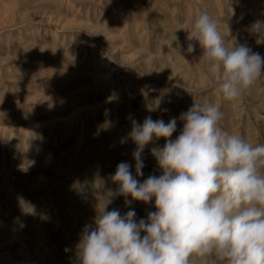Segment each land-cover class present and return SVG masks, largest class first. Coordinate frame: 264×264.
<instances>
[{"label":"rangeland","instance_id":"rangeland-1","mask_svg":"<svg viewBox=\"0 0 264 264\" xmlns=\"http://www.w3.org/2000/svg\"><path fill=\"white\" fill-rule=\"evenodd\" d=\"M202 12L226 46L264 56L248 30L264 0H0V264H75L106 200L137 221L156 210L113 195L120 162L135 176L129 117L177 118L174 140L194 101L215 104L223 131L264 144V77L225 100L220 69L198 41L187 50ZM164 144L146 146L141 183L161 174L150 149Z\"/></svg>","mask_w":264,"mask_h":264},{"label":"clouds","instance_id":"clouds-1","mask_svg":"<svg viewBox=\"0 0 264 264\" xmlns=\"http://www.w3.org/2000/svg\"><path fill=\"white\" fill-rule=\"evenodd\" d=\"M248 30L264 44V21ZM188 40L189 53L195 51L191 41H198L220 69L217 91L225 100L240 98L264 77V56L246 44L226 46L207 12L198 15ZM222 118L217 105L194 101L181 113L183 128L173 140L177 118L165 123L149 116L138 123L129 117L135 176L130 163L120 162L111 176L118 185L113 195L124 196L126 206L154 199L156 210L137 221L134 209L124 215L106 210V200L82 230L75 264H198V258L203 264H264V144L223 131ZM160 138L164 146L150 152L161 174L141 183L144 150Z\"/></svg>","mask_w":264,"mask_h":264}]
</instances>
